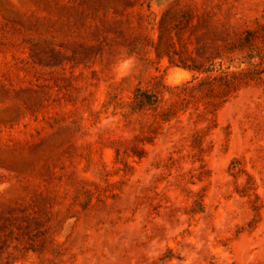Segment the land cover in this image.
Returning a JSON list of instances; mask_svg holds the SVG:
<instances>
[{
	"label": "rangeland",
	"instance_id": "rangeland-1",
	"mask_svg": "<svg viewBox=\"0 0 264 264\" xmlns=\"http://www.w3.org/2000/svg\"><path fill=\"white\" fill-rule=\"evenodd\" d=\"M0 264H264V0H0Z\"/></svg>",
	"mask_w": 264,
	"mask_h": 264
}]
</instances>
